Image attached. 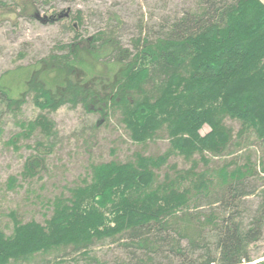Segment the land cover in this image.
<instances>
[{
	"label": "trees",
	"instance_id": "1",
	"mask_svg": "<svg viewBox=\"0 0 264 264\" xmlns=\"http://www.w3.org/2000/svg\"><path fill=\"white\" fill-rule=\"evenodd\" d=\"M72 18L81 24V11ZM74 31L61 52L39 60L19 96L0 83V100L19 108L32 92L40 109L19 119L9 139L15 145L39 132L21 177L44 167L55 131L45 111L64 103L80 104L99 121L117 111L135 142L163 130L168 146L158 154L134 151L125 161L92 163L82 182L51 200L44 222L14 218L9 234L0 229V264L61 247L96 263L89 249L104 238L118 240L117 264H173L170 258L175 264H264V252H251L264 234V2L195 0L154 35H134L131 47L113 29L87 36ZM91 58L104 60L111 72H94ZM226 117L239 121L235 130ZM244 147L258 157L251 160ZM172 154L189 166L168 165ZM212 157L222 159L209 165ZM165 164L170 172L160 178L155 170ZM6 184L13 188L17 176ZM252 193L257 202L244 216L243 200Z\"/></svg>",
	"mask_w": 264,
	"mask_h": 264
},
{
	"label": "rangeland",
	"instance_id": "2",
	"mask_svg": "<svg viewBox=\"0 0 264 264\" xmlns=\"http://www.w3.org/2000/svg\"><path fill=\"white\" fill-rule=\"evenodd\" d=\"M194 1L0 0V83L9 94L19 96L26 87L29 72L39 66L42 57L61 52L60 45L73 38L74 30L87 36L98 29H113L120 43L131 47L134 35L140 31L154 35L162 24ZM77 10L81 11L83 20L76 26L73 25L72 15ZM51 13L59 16L49 21ZM94 59H90L93 71L107 76L111 72L108 64L102 59ZM45 76L54 77V73L48 72ZM39 111L33 103L32 92L25 95L19 108L0 100V229L7 234L12 230L14 218L21 221L33 218L44 222L51 214V200L60 193L68 194L67 187L82 182L92 163L110 159L125 161L132 157L134 151L158 154L168 146V138L163 130L151 140L135 142L129 138L117 111L110 112L106 119L99 121L97 113L85 111L80 104L72 106L64 103L56 110L45 111L54 122L55 131L48 137L53 147L39 173L24 179L20 171L25 157L32 153L35 138L40 137L39 132L34 131L30 137L21 136L15 140V145L9 139L20 129L17 123L19 119L33 118ZM225 123L234 130L239 125L238 120L229 117L225 118ZM207 128L204 126L202 131ZM243 149L250 152L251 160L258 157L259 152L249 150L253 148ZM224 157L227 159L230 156ZM221 159L212 157L209 165L217 164ZM172 163L178 168L190 164L179 154L168 157L167 164ZM168 165L155 170L160 178L164 172H170ZM203 167L204 164L198 161L196 168ZM10 175L17 176L18 184L13 188H8L6 184ZM256 202V193L244 198V216ZM117 241L109 238L96 240L89 250L95 254L98 262L91 260L89 264H117L121 253ZM251 252L255 256L264 252V234L251 246ZM163 254L167 255L165 252ZM169 257L164 261H169ZM170 260L176 263L175 259ZM8 264H88V259L70 251V248L61 247L36 253L29 259L11 260Z\"/></svg>",
	"mask_w": 264,
	"mask_h": 264
}]
</instances>
